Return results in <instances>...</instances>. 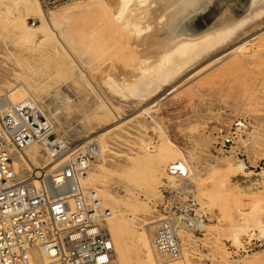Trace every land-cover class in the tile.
Segmentation results:
<instances>
[{"label": "rangeland", "instance_id": "obj_1", "mask_svg": "<svg viewBox=\"0 0 264 264\" xmlns=\"http://www.w3.org/2000/svg\"><path fill=\"white\" fill-rule=\"evenodd\" d=\"M75 2L89 3L74 0L45 12L59 13ZM91 9L71 10L66 14L70 19L62 23L71 46L78 50L81 44L88 45L85 55L73 52L77 63L82 59L86 64L79 63L81 70L72 72L57 66L58 60L47 49L20 40L0 17V97L22 83L70 144L92 137L105 145V182L91 181L98 175L95 157L86 186L107 190L122 205L112 213L130 227L123 264H135L131 249L141 233H146L149 243L152 239L161 210L160 186L165 181L177 185L167 176L169 164H164L162 155L166 149L178 153L187 166L185 185L205 216L200 232L189 234L187 242L181 238L187 233L179 237L189 264H264V188L251 185L258 167L264 169V14L249 20L216 53L195 62L158 92L129 101L108 93L102 79L117 63L128 66L140 54L128 45L125 31L110 29L105 17ZM26 22L37 25L32 18ZM96 40L103 46L99 50ZM215 54L223 56L212 61ZM236 121L243 129L226 152L218 153V130L227 131ZM35 147L37 163L46 165L40 147ZM147 158L157 173L156 190L142 187ZM238 165L245 172H239ZM253 201L259 204L257 211L251 207ZM235 231L238 242L232 240ZM248 235L258 240L256 246L246 253L237 251Z\"/></svg>", "mask_w": 264, "mask_h": 264}, {"label": "built area", "instance_id": "obj_2", "mask_svg": "<svg viewBox=\"0 0 264 264\" xmlns=\"http://www.w3.org/2000/svg\"><path fill=\"white\" fill-rule=\"evenodd\" d=\"M37 1L48 11L74 0ZM243 127L236 121L227 131L218 130V153L226 152ZM32 144L40 146L46 167L19 175L12 160ZM74 145L56 132L38 103L28 100L17 105L0 97V264L111 262L113 248L105 225L109 211L101 206L96 192L85 191L81 184L97 145ZM166 172L177 185L165 181L159 188L161 210L151 248L155 255L173 261L182 256L179 232H200L205 216L185 185L186 171L173 164ZM251 180L254 188L262 190L264 169L258 167ZM251 236L241 240L237 251L246 253L256 246L258 240ZM34 250L45 260L33 261Z\"/></svg>", "mask_w": 264, "mask_h": 264}, {"label": "bare ground", "instance_id": "obj_3", "mask_svg": "<svg viewBox=\"0 0 264 264\" xmlns=\"http://www.w3.org/2000/svg\"><path fill=\"white\" fill-rule=\"evenodd\" d=\"M88 2L89 3L75 2L59 13L50 12L47 14V12L41 9L37 0H0V17L3 18L4 22L7 21L11 29L15 32V35L19 37L20 40L22 39L27 41V43H34L35 46L37 45L41 49H47L46 53L52 57H56L58 60L56 62L57 66L67 68L72 72L74 69L81 70V64H86L85 60L82 59L81 62H79L81 64L77 63L74 53H77L76 55L80 53L83 55L87 54L88 45L83 43V45L81 44L82 47L79 46L78 50H76L73 45L71 46L72 43L65 40L67 35L63 34L64 32L62 27L64 26L62 23L68 20L69 16L67 17L66 14H68L71 10L89 8H92L91 10H93V8H95L105 17L110 29L116 32L118 30L125 31L128 45L137 50L140 54L139 58H137L132 64H128V66H125V62L123 63L124 65H117L120 64L117 63L115 66L113 64V68H115V70L111 68L113 69L112 73L106 74L102 79V83L106 87L108 93L120 100L129 101H131V99H137L140 101L141 99L143 100L145 97H150L152 94L158 92L163 86L171 83L178 74L193 65L195 62L217 51L228 38L232 35L235 36L236 32L249 20L254 19V17H258V15L264 14V5L252 7L246 14L233 22L205 35L198 37H178L169 47L144 51L141 46L136 47L134 43L130 42V40L151 33L155 27L159 28L163 23L164 20L162 13L155 0H88ZM84 13L86 12L84 11ZM26 18L34 19V22H36L37 25L35 27H31L27 24ZM96 41L98 42V40ZM65 42H68L66 43L67 46L69 45L68 47L65 46ZM100 44L98 42V45H96L98 50L103 47ZM128 45L126 44V46ZM91 48L94 47L92 46ZM218 55L215 54L211 60L215 61L223 56ZM78 58L80 59V57ZM53 95H57V92H54ZM1 97L8 98L17 105L24 104L28 100L35 103L33 95L22 83L11 86ZM100 106L103 110L107 112L109 111V108L107 109L108 106L103 104ZM91 139L88 141L86 138L82 139L74 146L89 142L97 145L95 157H97L98 160V175L96 174L91 181L101 184L105 182L103 179L107 175V172L103 167L105 145L98 144L96 138L91 137ZM36 145L37 144H32L24 148L22 152L20 151L19 154L13 158L12 166L17 174L23 175L27 171H33L34 169L46 167V165L41 166L38 164L39 162L37 163L38 150L35 147ZM162 155L164 156V164L168 163V166L173 164L180 165L186 171L187 176V166L178 153H173V151L166 149L163 150ZM154 156L156 157V154L153 155V158ZM143 164L145 167V170H143L145 171L143 172L145 177L142 179L145 180V182H143L142 187L148 191L154 190L157 173L152 169L150 159H144ZM238 167L239 172H245L246 168L244 166L238 165ZM167 176L174 178L169 174H167ZM89 180L87 170L86 174L81 179L83 189L85 191L92 190L96 192L97 196H101L102 200L98 197L101 206L109 211V216L106 219V225L112 236V242L114 245V248H112L114 250L115 257H112L113 259L108 264H112L113 262L123 264L126 255L125 235L127 234L126 231H128L130 227L123 218H117L116 215L112 213L116 208H120L122 205L119 204L115 197L107 190L96 187L89 189L86 186V184L89 183ZM103 202H105L107 206L104 207ZM251 207L257 211L259 209L258 202L253 201V205H251ZM256 211L254 213H257ZM255 223H258V220L256 222L254 220V225H256ZM259 227L260 224L258 228ZM262 227V231H264V225ZM237 233L235 231V233L232 234V240L234 242H238ZM189 234H191V232L180 231L179 237L181 235L182 240L187 242L190 237ZM131 250L133 251V255L135 257V264H189L186 253H182L180 259L173 261H168L159 255H155L151 248V241L149 243L146 233L140 234L137 239V243L133 245ZM151 255L155 258L151 257ZM31 259L33 261L45 260L41 252L38 250H34L31 253ZM250 263L257 264L255 261H251Z\"/></svg>", "mask_w": 264, "mask_h": 264}, {"label": "water", "instance_id": "obj_4", "mask_svg": "<svg viewBox=\"0 0 264 264\" xmlns=\"http://www.w3.org/2000/svg\"><path fill=\"white\" fill-rule=\"evenodd\" d=\"M163 17L159 28L130 42L144 51L169 47L178 37H198L246 14L264 0H155Z\"/></svg>", "mask_w": 264, "mask_h": 264}]
</instances>
